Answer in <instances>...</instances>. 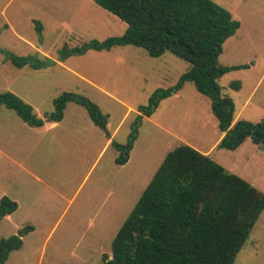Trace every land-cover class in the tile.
<instances>
[{"label": "rangeland", "instance_id": "obj_1", "mask_svg": "<svg viewBox=\"0 0 264 264\" xmlns=\"http://www.w3.org/2000/svg\"><path fill=\"white\" fill-rule=\"evenodd\" d=\"M213 1L240 21L219 61L245 65L219 79L222 92L233 99L237 120L264 121V0ZM5 6L0 48L56 63L18 68L0 52V93L17 94L42 118L63 92L82 94L108 115L109 134L116 131L106 147V132L75 102L56 127H32L0 104V199L6 195L18 204L0 220V242L12 235L23 239L6 264H101L165 156L181 144L207 153L264 192V146L248 138L235 149L221 147L211 99L193 82H184L152 114L139 111L157 89L180 81L188 61L119 45L62 62L57 57L63 45L120 36L127 23L94 0H0V9ZM91 132L105 137L91 141ZM133 133L128 161L118 164L114 142L126 145ZM234 264H264V211Z\"/></svg>", "mask_w": 264, "mask_h": 264}, {"label": "trees", "instance_id": "obj_2", "mask_svg": "<svg viewBox=\"0 0 264 264\" xmlns=\"http://www.w3.org/2000/svg\"><path fill=\"white\" fill-rule=\"evenodd\" d=\"M102 8L127 23L120 36L91 40L77 46L68 44L58 52L65 61L89 50H110L119 45L142 47L150 56L171 52L190 63L180 81L169 89H157L146 115L161 100L177 92L184 82L211 99L212 110L224 136L221 147L235 149L248 138L264 146V121H235V103L222 92L219 79L229 70L245 65L223 66L219 56L223 44L240 27V21L213 0H95ZM6 59L18 68H46L56 63L48 56H18L0 48ZM236 88L240 84H236ZM85 107L92 121L108 132V115L88 97L63 92L54 99V110L40 117L33 106L17 94L0 93V104L14 110L32 127L59 122L67 105ZM126 145L115 144L121 152L118 164L128 161L136 135ZM18 208L8 196L0 199V220ZM264 211V192L243 177L189 144L169 151L143 191L131 214L119 229L112 255L101 264H234L260 215ZM23 245L22 237L12 235L0 242V264H6L12 251Z\"/></svg>", "mask_w": 264, "mask_h": 264}, {"label": "crops", "instance_id": "obj_3", "mask_svg": "<svg viewBox=\"0 0 264 264\" xmlns=\"http://www.w3.org/2000/svg\"><path fill=\"white\" fill-rule=\"evenodd\" d=\"M95 1V0H94ZM95 3H96V1H95ZM97 4V3H96ZM98 5V4H97ZM101 7V6H100ZM6 6L5 7H3L2 9H0V16H2L3 14H4V12L6 11ZM67 60V59H66ZM65 60V61H66ZM65 61H62V62H65ZM59 62V61H58ZM59 63H61V62H59ZM163 101V100H162ZM64 118V117H63ZM63 120V119H62ZM61 120V121H62ZM237 120V117H235V121ZM61 121H59V122H46L43 126H41V127H56V126H58V125H60V122ZM94 122H92V124H93ZM93 125H95L94 127H97V128H100L99 126H97L95 123L93 124ZM108 125H109V123H108ZM101 129V128H100ZM108 130H109V126H108ZM115 133H116V131H114L113 132V134L111 135V134H107L106 133V142H105V146L107 147L109 144H110V142L113 140V136L115 135ZM223 136H224V132H222V134H221V136H220V138H219V140L218 141H220L221 140V138H223ZM105 136H103V138H104ZM89 140H91V141H93L94 139H97V141L96 142H99V141H101L103 138L102 137H99L98 136V134L97 133H95V134H93L92 132H91V134L90 135H88V137H87ZM7 144H8V141H7ZM1 150V149H0ZM1 152V151H0ZM205 154H207V153H205ZM8 156V155H7ZM38 180H40V178L39 177H36ZM4 182H6V181H4Z\"/></svg>", "mask_w": 264, "mask_h": 264}]
</instances>
